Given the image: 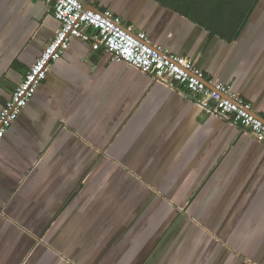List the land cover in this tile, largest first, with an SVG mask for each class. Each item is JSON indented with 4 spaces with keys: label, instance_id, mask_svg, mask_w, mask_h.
<instances>
[{
    "label": "crops",
    "instance_id": "crops-1",
    "mask_svg": "<svg viewBox=\"0 0 264 264\" xmlns=\"http://www.w3.org/2000/svg\"><path fill=\"white\" fill-rule=\"evenodd\" d=\"M85 1L264 119V0ZM53 13L0 0V114ZM0 264H264V144L74 39L0 142Z\"/></svg>",
    "mask_w": 264,
    "mask_h": 264
},
{
    "label": "built area",
    "instance_id": "built-area-1",
    "mask_svg": "<svg viewBox=\"0 0 264 264\" xmlns=\"http://www.w3.org/2000/svg\"><path fill=\"white\" fill-rule=\"evenodd\" d=\"M46 1L52 4L61 28L3 108L0 142L34 98L53 64L62 58L71 42L79 38L91 43L94 50L103 49L113 59L152 76L164 86L179 87L184 98L194 102L205 117L221 118L264 144V119L256 115L251 104L231 86L207 77L193 60L151 44L144 32L134 31L109 10L87 9L85 0Z\"/></svg>",
    "mask_w": 264,
    "mask_h": 264
},
{
    "label": "water",
    "instance_id": "water-1",
    "mask_svg": "<svg viewBox=\"0 0 264 264\" xmlns=\"http://www.w3.org/2000/svg\"><path fill=\"white\" fill-rule=\"evenodd\" d=\"M84 4H85V7L87 8V9H93V10H95V11H99V10H97V9H95L94 7H92L90 4H88V2H86V1H84ZM261 119H263V118H261Z\"/></svg>",
    "mask_w": 264,
    "mask_h": 264
}]
</instances>
